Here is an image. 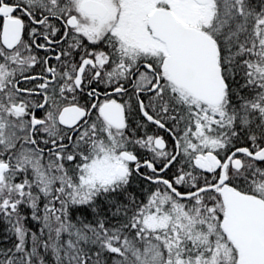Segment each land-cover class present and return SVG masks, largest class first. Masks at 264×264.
Listing matches in <instances>:
<instances>
[{
  "label": "snow or ice",
  "instance_id": "obj_1",
  "mask_svg": "<svg viewBox=\"0 0 264 264\" xmlns=\"http://www.w3.org/2000/svg\"><path fill=\"white\" fill-rule=\"evenodd\" d=\"M0 264H264V0H0Z\"/></svg>",
  "mask_w": 264,
  "mask_h": 264
}]
</instances>
